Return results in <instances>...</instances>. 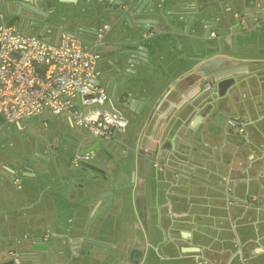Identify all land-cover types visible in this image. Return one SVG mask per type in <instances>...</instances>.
Returning a JSON list of instances; mask_svg holds the SVG:
<instances>
[{"label": "crops", "instance_id": "0c3cea01", "mask_svg": "<svg viewBox=\"0 0 264 264\" xmlns=\"http://www.w3.org/2000/svg\"><path fill=\"white\" fill-rule=\"evenodd\" d=\"M228 6L251 25L249 30L239 31L227 24L225 31H218L233 44V53L224 51L226 55H222L234 57L229 68L208 76L190 72L189 68L210 58L215 49L204 50L203 40L191 41L187 36H181L176 47L170 43V35L163 33L153 40L156 69L144 74L135 68L130 76L132 84L125 88L122 101L129 105L131 98L146 97L147 118L133 126L137 133L145 121L138 152L134 149L132 155L122 150L119 156L108 161L102 158L97 164L119 178L117 183L108 179L105 184L122 194V200L107 213L104 225L115 216L126 222L127 230L132 224L139 225L148 249L163 250L165 255L169 254L166 250H176L174 256H193L207 264H264V41L237 45L233 40V35L245 32L264 35V0H233ZM216 38L223 40L212 37ZM98 67L100 75L105 74V83L100 75L98 81L107 87L109 67L102 53ZM205 81L210 82L209 89H204ZM234 90L239 91L236 98ZM220 101L223 106L235 104L236 112L227 114L210 134L204 126L219 110ZM128 105L122 108L132 118L144 110L135 114ZM232 115L243 120V134L227 129V119ZM117 132L124 133L126 128ZM234 135L243 136L244 143L235 142ZM116 136L103 141L110 142L107 149L121 140ZM67 138L80 144L77 148L67 142L66 151L71 153L99 140L89 135L77 139L70 134ZM61 155L44 153L42 156L52 158L53 163L42 159L41 165L24 172L29 176L34 175L31 171L39 172L42 184L23 189L14 175L15 168L1 162L0 204L25 201L31 217L45 223L44 230L72 238L89 230L91 217L83 204L87 191L79 181L61 173ZM155 160L161 163L160 169L153 165ZM12 176L18 178L19 187L13 181V187L9 186ZM251 195L257 200L249 201Z\"/></svg>", "mask_w": 264, "mask_h": 264}, {"label": "flooded vegetation", "instance_id": "af4514ba", "mask_svg": "<svg viewBox=\"0 0 264 264\" xmlns=\"http://www.w3.org/2000/svg\"><path fill=\"white\" fill-rule=\"evenodd\" d=\"M128 1L73 0L70 3L59 2L58 0H36L35 7L32 5L28 6L30 13L25 12L23 9L17 11L16 9H7L0 5V21L2 20L4 23L10 21V25L14 27H26L37 31V33L41 30H44V34L54 31L57 32V37L61 32L70 33L69 29L78 30L80 33H85L86 36H78L75 33L70 34L84 41H91L95 32L102 26H106V32L102 37V45H104L106 35L110 36V38L106 39V44H109L114 39L115 31L125 24L124 15L126 11H129ZM227 10V15L235 20L229 26H234L235 29L242 31L239 25V16H244L231 6H227ZM235 13L238 14V17H235ZM254 14L255 16L258 15V13ZM219 24L220 22L212 27L209 32L210 39L203 41L210 44L217 42L218 48L212 52L210 58H206L200 64L189 68L190 72L208 76L230 67L229 65L234 60V57L228 55L229 57L224 61L220 56L224 54V51L233 53V44L223 39V35H219L218 31L222 30ZM157 32L154 31L152 34L153 38L158 35ZM211 32H214V37L217 35L223 40L219 41V38L212 39ZM178 39V37L174 36L171 38L170 43L177 47ZM111 53L107 51L104 54V59L109 69L108 62L114 59ZM146 57L148 64L140 70L142 71L141 73L150 74L156 69L155 63L158 56L155 51L150 50L147 52ZM208 60L211 61L209 62ZM222 63L225 64L221 65ZM13 127L14 124L9 125L8 128L12 130ZM8 128L4 127L2 129L6 130ZM40 141L44 145H49L46 139L41 138ZM49 148L52 150L57 149L53 144L49 145ZM72 154L66 157L69 159ZM36 155L38 158L30 163L31 168L33 165H41L43 163L38 150L35 152ZM113 156V154H109V149H107L103 159L108 161L113 159ZM116 163L118 162L116 161ZM24 166V168H28V164ZM113 178L115 183L119 182L118 177L113 176ZM108 179L109 177L106 175L105 182ZM15 185L20 186L19 182L15 183ZM18 187L13 189L16 191ZM107 189L115 191V201L121 199L122 194L119 190L110 186ZM91 194L92 192L89 190L83 200ZM30 209V206L21 200L19 202L0 204V257L3 258L5 254V258L0 260V264L9 261H13V264L15 262H17L16 264H49L50 260H53L54 264H101L104 262L105 264H157L161 261L166 262V264H207L204 260L193 256H184L182 254L174 256L173 253L176 250H166L169 253L168 255L163 254V250H149L139 225L132 224V227L127 230L126 222L118 221V216L112 217L105 225L104 222L100 224L94 219L90 222L87 232L71 238L68 234L55 235L48 233L44 230L42 221L31 217L29 214ZM185 251L187 250L183 252Z\"/></svg>", "mask_w": 264, "mask_h": 264}, {"label": "built area", "instance_id": "2783aa9c", "mask_svg": "<svg viewBox=\"0 0 264 264\" xmlns=\"http://www.w3.org/2000/svg\"><path fill=\"white\" fill-rule=\"evenodd\" d=\"M239 25L242 31L251 28L241 16ZM105 32L106 26H102L88 42L66 32L50 41L38 34L20 32L1 20L0 131L31 116H43L42 124L46 126L47 118L58 115H64L71 126L82 127L89 136L101 141L111 140L114 131H124L128 120L104 107L111 97L107 87L98 81V47L103 44ZM203 87L209 89L210 82L205 81ZM226 125L232 133L245 132L239 115L230 116ZM94 156V150L81 155L75 152L69 163L78 166L81 161L91 162ZM153 165L162 167L156 160ZM13 182L18 183V178H13ZM250 200H256V196L251 195Z\"/></svg>", "mask_w": 264, "mask_h": 264}, {"label": "water", "instance_id": "95a60500", "mask_svg": "<svg viewBox=\"0 0 264 264\" xmlns=\"http://www.w3.org/2000/svg\"><path fill=\"white\" fill-rule=\"evenodd\" d=\"M58 1L73 2V0ZM230 1L233 0H129L127 3L129 11H126L124 15L125 24L115 31L114 39L109 43L111 47L108 51L112 52L111 56L114 57L113 60L108 62L110 69L106 73L109 75L107 83L109 95L113 97L117 89H125L132 84L130 76L135 74V68L142 69L147 66V52L150 50L156 52L157 50L152 37L154 31H158V35L169 34L171 38L174 36L178 38L187 36L191 41L196 39L209 40V32L218 22L225 25L221 28L222 30L227 28V24L229 26L235 22L234 18H230L227 15V6ZM0 5L7 9L11 8L17 11L23 9L25 12L30 13L28 6L32 5L35 7L36 0H1ZM6 23L10 24L11 22L7 21ZM161 27L165 28L161 30ZM38 34L42 36L44 30L39 31ZM102 46H99L98 49H101ZM217 48V42L210 44L205 41L202 46V49L208 51ZM220 57L224 61L227 59L226 56ZM208 61L210 62L211 60ZM224 64L222 63L221 65ZM124 94L126 93L120 95L119 101H122ZM123 104L128 105L125 102ZM146 104V97L131 98L128 108L133 110L135 114H139ZM37 119V116H31L22 119V122H30ZM66 141L77 148L80 147L77 141L68 138H66ZM109 144L110 142L103 143V141L98 140L88 148L78 149L76 153L81 155L95 148L106 153ZM40 158L44 160L50 159L53 162L52 158H46L42 155ZM59 158L64 166L61 173L74 181H79L80 186L87 192L89 190L92 192L90 196L85 197L83 204L89 208L91 221L101 218L99 223L102 224L106 219L107 213L114 207L116 202L115 191L107 189L108 186L105 184L106 175L111 181L114 180L111 169L85 161H81L78 166H74L69 164V159L65 155H61ZM2 264H13V261ZM49 264H54V261L50 260Z\"/></svg>", "mask_w": 264, "mask_h": 264}, {"label": "rangeland", "instance_id": "374dc122", "mask_svg": "<svg viewBox=\"0 0 264 264\" xmlns=\"http://www.w3.org/2000/svg\"><path fill=\"white\" fill-rule=\"evenodd\" d=\"M15 27L20 32L23 33L38 34L37 31L33 29L20 27V26H15ZM69 32L75 33L78 36H86L85 33H80L78 30L69 29ZM56 33L57 32L54 31L47 32L42 37L50 41H53ZM107 38H110L108 34L105 37V44L101 48L102 54H105L108 51V49H110L111 47L110 44H106ZM258 39L264 41V35L256 31L252 33L245 32V33H239L233 35V40L235 41V43H237V45L245 44L247 41L254 42L257 41ZM102 68L103 67H101V71ZM103 75L105 74L102 72V74L100 75V81L104 84L105 81ZM238 92H239L238 90L233 91L234 98H236ZM122 93H127V90L117 89L114 96L106 100L104 104L105 108L109 110H114L118 113H122L128 120V126L126 127V132L119 133L117 131H114L115 137H117L116 135L121 137V140H119V142H115L109 147V154H113L114 156H119V154L123 152L122 150L133 155V150L138 149V143L144 129L145 121L144 123L142 122L143 124L141 128L138 129L137 133L134 132L133 126H135L136 123L139 124L141 119L146 120L147 118L148 107H145L143 112L139 116L132 118L129 114V111L122 108L123 101H119V96ZM218 107L219 110H215V112L209 117L210 123L204 126L205 131H208L210 134H212L211 129L212 130L215 129L214 131L216 132V129L220 127L219 123L221 122L222 119L226 117L227 114L236 112L235 104L223 106L222 102L220 101ZM43 119L44 117L42 116L37 120L30 122H22V120H20L19 124L17 123L14 124L12 130L8 128L9 126H6L8 129L6 130L2 129L0 131V163L5 162L15 168L16 171L14 175L15 177H18L21 180L20 182L21 189L28 186L39 187L40 184H42V178L39 172L31 171V173L34 174L33 176L24 174L25 171L28 172L27 170L28 168H31L30 163L38 158L37 155L35 156V152H37V150L39 155L40 154L43 155L46 152H50L51 155H54L59 152L61 154H64L65 156H69L71 152L66 151L67 150L66 148L68 146V143L66 141L67 135L71 134L77 139H80L81 136H88V132L84 128L71 126L64 115L54 116L52 120L47 121L46 126H43L42 124ZM0 122L1 123L3 122V118L1 115H0ZM34 134L37 135L39 138H37V136H35ZM192 135L194 136V132ZM41 138L44 140L46 139L50 146L53 144L55 147H57V149L52 150L49 148V145H44L40 141ZM243 138H244L243 136L242 137L237 135L233 136L235 142L239 140L240 143H244ZM114 145L116 146L114 147ZM94 151H95V156L91 159V161L94 164H99L101 162V159L103 158L104 152H102L98 148H95ZM49 162L51 163L52 160H50ZM25 164H28L27 169L24 168ZM10 184H12V179H9V186H11L12 188L13 186Z\"/></svg>", "mask_w": 264, "mask_h": 264}]
</instances>
